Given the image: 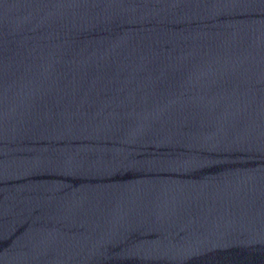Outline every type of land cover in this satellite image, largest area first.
<instances>
[{"label":"water","instance_id":"obj_1","mask_svg":"<svg viewBox=\"0 0 264 264\" xmlns=\"http://www.w3.org/2000/svg\"><path fill=\"white\" fill-rule=\"evenodd\" d=\"M0 264H264V0H0Z\"/></svg>","mask_w":264,"mask_h":264}]
</instances>
